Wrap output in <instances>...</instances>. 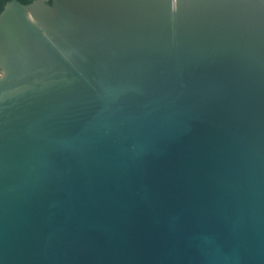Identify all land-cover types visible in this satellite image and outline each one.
I'll return each mask as SVG.
<instances>
[{"label":"water","instance_id":"95a60500","mask_svg":"<svg viewBox=\"0 0 264 264\" xmlns=\"http://www.w3.org/2000/svg\"><path fill=\"white\" fill-rule=\"evenodd\" d=\"M0 264H264V0H10Z\"/></svg>","mask_w":264,"mask_h":264},{"label":"trees","instance_id":"16d2710c","mask_svg":"<svg viewBox=\"0 0 264 264\" xmlns=\"http://www.w3.org/2000/svg\"><path fill=\"white\" fill-rule=\"evenodd\" d=\"M10 0H0V12L3 10L4 6L9 2ZM22 3H29L32 0H19Z\"/></svg>","mask_w":264,"mask_h":264}]
</instances>
